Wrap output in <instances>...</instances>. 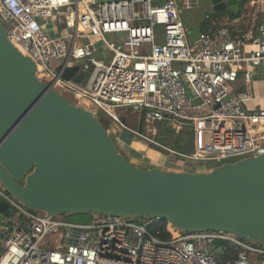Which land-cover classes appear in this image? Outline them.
I'll return each instance as SVG.
<instances>
[{
	"label": "built area",
	"instance_id": "2783aa9c",
	"mask_svg": "<svg viewBox=\"0 0 264 264\" xmlns=\"http://www.w3.org/2000/svg\"><path fill=\"white\" fill-rule=\"evenodd\" d=\"M99 1L0 0V21L10 42L37 64L42 81L85 108L87 101L95 115L104 110L135 140L181 160L183 171L264 154V109L248 107L256 101L249 89L253 77L264 78V23L253 41L222 27L200 32L196 46L179 5L190 11L198 0L159 6L151 0ZM99 43L111 58L100 55ZM60 67H78L75 76L83 73V82L64 80ZM240 75L244 91L234 88ZM118 111L143 118L154 136L162 122L190 128L194 152H176L126 128ZM114 139L120 143L119 136ZM0 199L11 208L8 216L0 213V264H264L263 248L230 234L168 227L171 239L163 240L150 231L153 220L92 214L89 223L67 222L25 207L1 183ZM217 241L239 248L238 257L219 259L223 246L212 252Z\"/></svg>",
	"mask_w": 264,
	"mask_h": 264
},
{
	"label": "water",
	"instance_id": "95a60500",
	"mask_svg": "<svg viewBox=\"0 0 264 264\" xmlns=\"http://www.w3.org/2000/svg\"><path fill=\"white\" fill-rule=\"evenodd\" d=\"M214 11L239 0H210ZM119 2V0H100ZM200 30L189 32L198 46ZM0 21V183L48 217L103 214L167 222L179 233H225L264 250V154L209 172L135 165L99 118L37 75ZM78 67L58 68L83 82ZM172 128L171 125H169ZM10 206L0 199V213ZM223 246L217 241L212 252Z\"/></svg>",
	"mask_w": 264,
	"mask_h": 264
},
{
	"label": "crops",
	"instance_id": "0c3cea01",
	"mask_svg": "<svg viewBox=\"0 0 264 264\" xmlns=\"http://www.w3.org/2000/svg\"><path fill=\"white\" fill-rule=\"evenodd\" d=\"M165 1L166 0H151L152 4L155 6L162 5ZM198 1V6L195 9L190 10L192 12L191 15L189 14V23H185L182 15L183 12L189 11L186 9L183 10L181 3L179 5L182 20L189 32L200 30V32L211 33L222 27H229L234 36L248 38L250 41H253L260 36V27L264 23V10L262 8L264 6L261 0H239L237 3L227 6L226 10L219 12L212 9L213 6L210 0ZM250 50H252V48L248 47L247 51ZM236 81L237 82L234 84L235 90L244 91L247 89L241 75ZM249 89L256 98V101L248 106L249 109H264V78L261 74H257L253 77ZM122 134L126 136L127 143L122 146L120 151L129 159V161L146 169L159 167L164 171H172L171 157L167 152L157 146L149 145L147 142L135 140L132 134L128 135L124 132L119 135ZM164 166L169 167L165 168ZM213 168L197 172H209ZM182 171L183 170H180L178 172Z\"/></svg>",
	"mask_w": 264,
	"mask_h": 264
},
{
	"label": "trees",
	"instance_id": "16d2710c",
	"mask_svg": "<svg viewBox=\"0 0 264 264\" xmlns=\"http://www.w3.org/2000/svg\"><path fill=\"white\" fill-rule=\"evenodd\" d=\"M131 118L137 120L140 123V126L138 128V131L142 134H144L146 124L143 118L138 119L136 116L128 112ZM98 118L101 116L104 117V121L108 120L110 122H115V119L110 116L107 112L104 110H99ZM124 121V120H123ZM100 122L104 125V127L107 129L105 123L100 119ZM157 133L154 136V140L160 144L161 146L170 148L176 152L182 153V154H192L194 152V144H193V131H191L190 128H183L182 130H177L174 128H170L169 124L167 123H158L156 124ZM108 130V129H107ZM57 218H61L67 222L72 223H89L91 221L92 215L90 214H76V215H59L56 216ZM169 224L165 221H157L153 220L152 226L150 228V231L154 234H157V232L160 234V238L163 240H169L171 239V234L168 231ZM241 250L239 248L234 247L232 244H226L222 247L221 251L218 254L219 259L225 260V261H234ZM2 253V250L0 249V255Z\"/></svg>",
	"mask_w": 264,
	"mask_h": 264
},
{
	"label": "rangeland",
	"instance_id": "374dc122",
	"mask_svg": "<svg viewBox=\"0 0 264 264\" xmlns=\"http://www.w3.org/2000/svg\"><path fill=\"white\" fill-rule=\"evenodd\" d=\"M191 12L192 11H189V12H183L182 13V15H183V18H184V20H185V23H189V20H190V17H189V14L191 15ZM40 21V23H42V21L41 20H39ZM48 24H50L49 22H48ZM50 27H51V25L49 26V27H47V33H49V34H51L52 35V32H51V30H50ZM62 27H64V26H62ZM108 38L110 37V36H107ZM96 48H97V50L99 51V53H100V55L102 56V57H108V58H111L112 57V53L111 52H109L108 50H104L103 48H102V43H99V44H97L96 45ZM65 96L68 98V100L71 102V103H73L74 105H77L78 103H79V101L76 99V98H74L73 96H71L70 94H65ZM82 103L83 104H85V105H87L88 106V108H90L91 110H94L95 108L94 107H92V106H90V105H88V103H87V101H82ZM79 105V104H78ZM98 113L99 112H97V117H99L98 116ZM129 115V113L128 112H126V111H118V112H116V116L120 119V121H121V123L126 127V128H129V129H131V130H135V131H138V128H139V126H140V123L137 121V120H135V119H133V118H131V116H128ZM104 117H100L99 118V120L100 119H102V121L105 123V125H106V127H107V129H108V131H109V133L113 136V137H117V136H119L120 137V143H118V147H119V149H122V146H124V144H126L127 143V138H126V136L125 135H119L120 133H124L125 132V134H128V135H131V133L129 132V131H127L124 127H122L121 125H120V123H115V122H110V121H108V120H105L104 121V119H103ZM124 120V121H123ZM177 130H179V129H177ZM117 133H116V132ZM144 133L147 135V136H154V135H152V133H150V131H148V129L147 128H145V131H144ZM207 140H208V138H207V136L205 135L204 136V143L205 144H207ZM171 163H172V170H174V171H180V170H183V163H182V161L181 160H179V159H177V158H174V157H171ZM234 160H232V161H229V162H233ZM165 168H168L169 166H164ZM201 169H203V168H199V171H202Z\"/></svg>",
	"mask_w": 264,
	"mask_h": 264
},
{
	"label": "bare ground",
	"instance_id": "6f19581e",
	"mask_svg": "<svg viewBox=\"0 0 264 264\" xmlns=\"http://www.w3.org/2000/svg\"><path fill=\"white\" fill-rule=\"evenodd\" d=\"M169 228H170V226H169ZM171 229V228H170ZM176 233V232H175ZM176 235V234H175Z\"/></svg>",
	"mask_w": 264,
	"mask_h": 264
}]
</instances>
